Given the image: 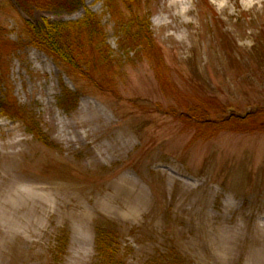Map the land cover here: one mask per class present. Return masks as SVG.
<instances>
[{
    "label": "rangeland",
    "instance_id": "obj_1",
    "mask_svg": "<svg viewBox=\"0 0 264 264\" xmlns=\"http://www.w3.org/2000/svg\"><path fill=\"white\" fill-rule=\"evenodd\" d=\"M17 1L0 0V264H100L101 230L120 264H264V0H144L165 66L105 0ZM87 12L115 65L95 85L23 25Z\"/></svg>",
    "mask_w": 264,
    "mask_h": 264
},
{
    "label": "trees",
    "instance_id": "obj_2",
    "mask_svg": "<svg viewBox=\"0 0 264 264\" xmlns=\"http://www.w3.org/2000/svg\"><path fill=\"white\" fill-rule=\"evenodd\" d=\"M26 1L29 5L23 4ZM22 9L30 13V7H39L45 10H62L72 12L79 8L80 0H18ZM106 6L113 13L116 21L127 25L125 36L131 35L136 43L142 44L147 50L154 52L156 49V58L160 66H165V59L162 51L156 44L151 31V23L148 15L145 13L144 0H105ZM26 35L32 44L42 50L54 59L70 69L74 74L87 83L97 84L94 77L95 69H106L113 67L114 63L109 60V50L105 46L102 27L99 17L87 12L85 17L75 22H58L45 25L33 26L31 22L24 21ZM137 44V45H138ZM4 113H7L8 102L0 103ZM10 107V106H9ZM7 108V109H6ZM12 117L24 119L27 117L20 109L15 110ZM253 116V115H252ZM237 122L242 119L234 116ZM31 121V120H30ZM239 121V122H240ZM31 121L34 134L39 140L45 141V136L39 127ZM115 232H106L101 230L97 236V252L100 264H120L121 258L118 257V236Z\"/></svg>",
    "mask_w": 264,
    "mask_h": 264
}]
</instances>
